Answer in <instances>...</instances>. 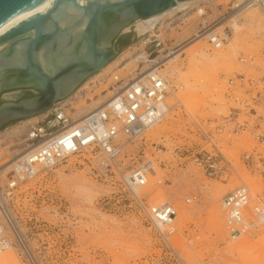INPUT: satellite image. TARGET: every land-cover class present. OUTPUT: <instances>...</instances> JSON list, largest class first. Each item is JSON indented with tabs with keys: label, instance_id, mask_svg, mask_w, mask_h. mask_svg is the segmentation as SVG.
Segmentation results:
<instances>
[{
	"label": "rangeland",
	"instance_id": "374dc122",
	"mask_svg": "<svg viewBox=\"0 0 264 264\" xmlns=\"http://www.w3.org/2000/svg\"><path fill=\"white\" fill-rule=\"evenodd\" d=\"M194 1L157 16L152 22L133 21L120 35L129 40V45L71 93L91 85L92 79L100 77L99 73L123 74L119 68L125 60L127 69H131L135 61L129 46L139 39V33L163 24L168 45L179 52L178 58L164 70L177 89L169 98V113L153 127L161 128H152L142 139L127 143L120 157L126 171L151 158L155 173L149 175V184L135 188L134 193L74 165L73 158L52 169L40 170L34 179L15 191L11 200L5 198L7 208L10 203L11 218L17 217L47 264H264V226L233 240L220 209L222 197L242 183L251 187L253 197L264 202V158L262 168L256 171L243 158L255 146L264 157V144L257 143L249 132L234 136L231 142H222L223 151L234 165L227 179L208 175L181 155L186 149L205 143L198 124L215 130L219 119L229 113V107L236 105L226 96L227 79L235 73L254 78V85L238 80L236 88L238 96L247 98L248 103H259L264 130V12L251 6L236 19L227 21L235 8L244 3L210 0L206 15L201 17ZM202 22L208 26L223 24L220 29L228 34L223 48L214 49L206 38L185 48L195 40ZM241 57L247 61H241ZM105 88L101 84L97 92ZM244 90L248 96L243 94ZM26 91L39 93L35 89L7 91L2 100L18 101ZM99 101L89 107L85 104L84 108ZM259 116H242L240 120H249L254 130L261 122ZM29 118L0 128V165L24 148L21 141L25 128L38 119L28 121ZM134 194L148 197L143 199L147 205L168 200L176 206V232L170 243L152 225ZM192 195L197 199L186 203L185 198ZM6 251L0 255V264H24L15 249L1 257Z\"/></svg>",
	"mask_w": 264,
	"mask_h": 264
},
{
	"label": "built area",
	"instance_id": "2783aa9c",
	"mask_svg": "<svg viewBox=\"0 0 264 264\" xmlns=\"http://www.w3.org/2000/svg\"><path fill=\"white\" fill-rule=\"evenodd\" d=\"M195 1L196 13L205 16L210 0ZM242 1L264 12V0ZM178 4L176 1L175 6ZM220 28L221 25L208 26L207 22H202V29L193 39L206 38L214 49H221L226 44L228 34ZM138 38L129 46L133 51L135 67L127 69L125 60L119 68L124 71L123 74L115 71L107 75L99 73L100 77L96 81L92 79L91 85H83L73 94L57 100L49 109L36 115L37 120L27 124L21 141L25 143L24 148L16 153L18 157L8 167L0 165L1 197L11 200L15 191L34 179L40 170L52 169L73 158H76L74 165L96 172L97 177L113 181L115 185L119 183L129 191L134 192L135 188L149 184V174L155 173L151 158L143 159L126 171L120 157L127 143L142 139L151 127L167 115L171 107L169 98L177 86L164 71L165 58L171 56L175 49L167 43L163 24L139 33ZM241 58V61H247V58ZM238 80L254 85V78L247 79L243 73L228 77L226 96L236 105L229 107V113L219 119L215 130H207L203 124H198L205 143L186 149L181 154L184 160H189L210 176L227 179L234 171L233 163L222 149V142H231L234 136L249 132L255 136L257 143L264 144V130L261 129L263 117L258 114L257 108L259 103L251 104L247 98L238 96ZM101 84L107 88L97 92ZM243 94L248 96L249 93L244 90ZM97 100H100L99 105L87 110L84 108L85 104L89 107ZM247 115H260L257 118H261V122L257 123V127L253 123L254 130L249 120H240ZM243 158L255 171L263 166L264 157L257 146L250 152L246 151ZM134 195L152 225L170 243L176 232V206L168 200L147 205L143 199L148 197ZM196 199L192 195L186 197L185 202L190 204ZM8 205L11 208L10 203ZM220 209L226 231L233 240L264 225V202L257 196L253 197L252 189L246 183L237 185L225 194L220 200ZM10 248L15 249L24 264H47L41 251H37L38 247H33L17 217L11 219L0 203V253Z\"/></svg>",
	"mask_w": 264,
	"mask_h": 264
},
{
	"label": "water",
	"instance_id": "95a60500",
	"mask_svg": "<svg viewBox=\"0 0 264 264\" xmlns=\"http://www.w3.org/2000/svg\"><path fill=\"white\" fill-rule=\"evenodd\" d=\"M176 1L185 0H0V26L29 9L0 32V128L69 96L121 52L113 42L124 28ZM24 89L39 93L2 100L5 92Z\"/></svg>",
	"mask_w": 264,
	"mask_h": 264
},
{
	"label": "bare ground",
	"instance_id": "6f19581e",
	"mask_svg": "<svg viewBox=\"0 0 264 264\" xmlns=\"http://www.w3.org/2000/svg\"><path fill=\"white\" fill-rule=\"evenodd\" d=\"M52 1V0H51ZM190 2V1H193V0H185V1H178V5H174L172 8H170L169 10H167V11H165V12H163V13H161V14H159V15H155V16H152V17H149V18H145V19H141V20H146V21H150V22H152V21H154L156 18H157V16H160V15H162V14H164V13H166V12H168V11H173V10H175V9H177V7L179 6H181V5H184V4H186V3H188V2ZM242 1V0H241ZM243 2V1H242ZM44 3L45 2H43V3H41L40 4V6H43L44 5ZM249 7H251L250 5H247V4H243V5H241V6H237V8H235V10H234V12L232 13V14H230L228 17H227V19H231L232 18V20H234V19H236L239 15H241V13L242 12H244L247 8H249ZM29 10V9H28ZM28 10H26V11H23V12H21V13H19V14H17L16 16H14V17H12L11 19H9L7 22H5L2 26H0V32L4 29V28H6L9 24H11V23H16L17 22V20H18V18H20V17H22V18H26V16L24 15V13L25 12H27ZM248 10V9H247ZM138 20H140V19H138ZM225 23V22H224ZM237 23V22H236ZM221 25V27H222V25L223 24H220ZM236 28H237V26H236ZM149 29V28H148ZM147 31V30H146ZM142 34V33H141ZM199 40H203V38L202 37H196L195 38V40H193L190 44H188L185 48L186 49H188L189 47H191L192 45H194L195 43H197ZM191 45V46H190ZM0 48H2V46H0ZM180 51V50H179ZM184 52V51H183ZM178 56H179V52H174L173 54H171V56H168V57H166L165 58V60H166V64L165 65H167L168 63H170V62H172V61H175L177 58H178ZM133 60H135V59H133ZM128 64V63H127ZM127 64H125L126 66H127ZM107 66V65H106ZM105 66V67H106ZM104 67V68H105ZM103 68V69H104ZM103 69H101V70H103ZM100 104V102L98 103V104H96V105H99ZM96 105H94V106H96ZM94 106H92V107H94ZM86 110L87 109H90V108H85ZM168 113H169V111H168ZM167 113V114H168ZM166 116V115H165ZM37 116H35V117H32V118H29V119H27L28 121H31V120H33V119H35ZM162 120V119H161ZM160 120V121H161ZM159 121V122H160ZM159 122H157L155 125H157ZM154 125V126H155ZM153 126V127H154ZM153 127H151L150 129H152ZM163 127V126H162ZM155 128H161V126L159 125L158 127L156 126ZM155 128H153V129H155ZM149 129V130H150ZM148 130V131H149ZM147 131V132H148ZM146 132V133H147ZM16 157H18V155H15L13 158H11V159H9L8 161H5L3 164H1V165H3V167H8L9 166V164L16 158ZM152 160V159H151ZM154 164H155V162L153 161V168H154ZM150 175V174H149ZM148 182H149V177H148ZM0 203L3 205V207L6 209V211L8 212V215L10 216V218H11V214H10V210H9V208H7V203H6V200H5V198L4 197H1L0 196ZM13 217V216H12ZM12 219V218H11ZM264 226V225H263ZM262 226V227H263ZM261 228V227H260ZM240 238V237H239ZM236 239H238V238H236ZM10 249H13V248H10ZM4 251H6V250H4ZM4 251H2V252H4ZM2 252L0 253V255L2 254ZM8 252H10L9 251V249H7V251L1 256V257H3V256H5Z\"/></svg>",
	"mask_w": 264,
	"mask_h": 264
},
{
	"label": "trees",
	"instance_id": "16d2710c",
	"mask_svg": "<svg viewBox=\"0 0 264 264\" xmlns=\"http://www.w3.org/2000/svg\"><path fill=\"white\" fill-rule=\"evenodd\" d=\"M118 39V41L120 42V47H121V51L125 48V47H127L128 45H129V40H126V39H124V38H120V36L117 38ZM126 40V41H125ZM28 97H31V95H29V96H26V97H24V98H28Z\"/></svg>",
	"mask_w": 264,
	"mask_h": 264
},
{
	"label": "flooded vegetation",
	"instance_id": "af4514ba",
	"mask_svg": "<svg viewBox=\"0 0 264 264\" xmlns=\"http://www.w3.org/2000/svg\"><path fill=\"white\" fill-rule=\"evenodd\" d=\"M120 41V40H119ZM118 41V39H116V45L119 44L120 45V42Z\"/></svg>",
	"mask_w": 264,
	"mask_h": 264
},
{
	"label": "crops",
	"instance_id": "0c3cea01",
	"mask_svg": "<svg viewBox=\"0 0 264 264\" xmlns=\"http://www.w3.org/2000/svg\"><path fill=\"white\" fill-rule=\"evenodd\" d=\"M115 42H116V40L113 42L114 45L116 44Z\"/></svg>",
	"mask_w": 264,
	"mask_h": 264
}]
</instances>
